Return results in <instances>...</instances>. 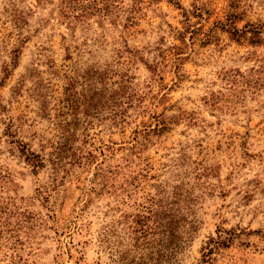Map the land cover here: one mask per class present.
Segmentation results:
<instances>
[{
  "label": "rangeland",
  "instance_id": "374dc122",
  "mask_svg": "<svg viewBox=\"0 0 264 264\" xmlns=\"http://www.w3.org/2000/svg\"><path fill=\"white\" fill-rule=\"evenodd\" d=\"M211 247L264 264V0H0V264Z\"/></svg>",
  "mask_w": 264,
  "mask_h": 264
},
{
  "label": "trees",
  "instance_id": "16d2710c",
  "mask_svg": "<svg viewBox=\"0 0 264 264\" xmlns=\"http://www.w3.org/2000/svg\"><path fill=\"white\" fill-rule=\"evenodd\" d=\"M26 154V153H25ZM34 154V153H33ZM32 154H26V158L28 161L32 162V165L36 168L42 166L44 164V159H42L40 156L36 158V156H31ZM35 158V159H34ZM57 162H53L54 164H57L59 161L56 160ZM217 243L216 245L218 244H221L222 241H219V240H216ZM213 251V247L209 248L205 253H204V257H203V264H211V261H212V256H211V253Z\"/></svg>",
  "mask_w": 264,
  "mask_h": 264
}]
</instances>
